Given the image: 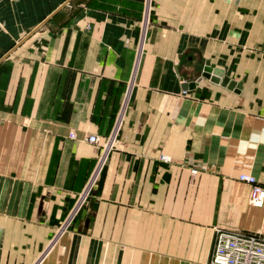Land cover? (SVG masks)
I'll use <instances>...</instances> for the list:
<instances>
[{"label": "crops", "instance_id": "0c3cea01", "mask_svg": "<svg viewBox=\"0 0 264 264\" xmlns=\"http://www.w3.org/2000/svg\"><path fill=\"white\" fill-rule=\"evenodd\" d=\"M207 62L240 91L184 90ZM241 174L264 0H0V264H207L216 229L264 237Z\"/></svg>", "mask_w": 264, "mask_h": 264}, {"label": "built area", "instance_id": "2783aa9c", "mask_svg": "<svg viewBox=\"0 0 264 264\" xmlns=\"http://www.w3.org/2000/svg\"><path fill=\"white\" fill-rule=\"evenodd\" d=\"M115 134L110 143L104 146L105 151L112 148L111 143L114 141ZM70 138L76 139L74 134H71ZM85 140L90 144L100 145V138L96 135L88 136ZM161 159L164 161L169 160L165 156H162ZM190 164L193 174L207 170L205 165L191 162ZM238 180L251 187L250 203L255 207L262 206L264 203V187L258 180L248 174H241ZM91 181L92 179L90 183ZM207 264H264V237L259 233L252 234L235 230L216 229Z\"/></svg>", "mask_w": 264, "mask_h": 264}, {"label": "water", "instance_id": "95a60500", "mask_svg": "<svg viewBox=\"0 0 264 264\" xmlns=\"http://www.w3.org/2000/svg\"><path fill=\"white\" fill-rule=\"evenodd\" d=\"M203 79L210 80L213 83L220 84L223 87L228 88L229 90H234L239 92L241 89V84L232 81L228 76L224 75V71L218 68H213L210 66V63H206L202 71L201 76L194 82L185 83L184 90L192 92Z\"/></svg>", "mask_w": 264, "mask_h": 264}, {"label": "rangeland", "instance_id": "374dc122", "mask_svg": "<svg viewBox=\"0 0 264 264\" xmlns=\"http://www.w3.org/2000/svg\"><path fill=\"white\" fill-rule=\"evenodd\" d=\"M98 175H97V178H96V180L94 181V183H93V185L91 186V188H90V191H88L89 193L92 191V189L95 187V185L97 184V182H98ZM89 196V195H88ZM88 196H86V198H85V200L84 201H86L87 199H88Z\"/></svg>", "mask_w": 264, "mask_h": 264}]
</instances>
